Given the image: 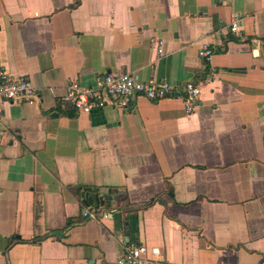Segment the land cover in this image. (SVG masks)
I'll list each match as a JSON object with an SVG mask.
<instances>
[{"label": "crops", "instance_id": "1", "mask_svg": "<svg viewBox=\"0 0 264 264\" xmlns=\"http://www.w3.org/2000/svg\"><path fill=\"white\" fill-rule=\"evenodd\" d=\"M233 18L243 40L228 35ZM253 39L264 0H0V68L40 93L0 101V264H115L133 242L152 264L263 262L264 46ZM124 72L173 87L200 78L194 112L172 98L89 113L62 103L69 82ZM85 188L115 192L117 207L92 209Z\"/></svg>", "mask_w": 264, "mask_h": 264}, {"label": "built area", "instance_id": "2", "mask_svg": "<svg viewBox=\"0 0 264 264\" xmlns=\"http://www.w3.org/2000/svg\"><path fill=\"white\" fill-rule=\"evenodd\" d=\"M228 35L231 38H244L239 33V18H233L229 24ZM251 43L264 46V39H253ZM151 48L155 49L158 56L164 54L163 41L151 40ZM213 54L212 48L208 44H202L198 50V56L208 61ZM212 74L205 77L206 82L211 81ZM203 81L200 78L185 82L179 87H173L167 82H158L153 79L145 82L128 73L106 74L95 80L94 84L83 85L77 81L67 84L62 103L72 107L77 112L89 113L112 107L123 111L131 110L134 100L144 97L150 101H160L166 98L178 99L183 103L186 115H191L198 103ZM39 92L23 76H12L0 68V101L13 103L30 102L38 98ZM83 216L94 218L95 216L83 211ZM148 249L143 243L133 242L126 244L122 254L115 264H152L149 258ZM152 254H157V249L151 250ZM260 264H264V261Z\"/></svg>", "mask_w": 264, "mask_h": 264}, {"label": "water", "instance_id": "3", "mask_svg": "<svg viewBox=\"0 0 264 264\" xmlns=\"http://www.w3.org/2000/svg\"><path fill=\"white\" fill-rule=\"evenodd\" d=\"M84 192L87 194L91 193L90 196L95 197V200H93V202H92V209H94V210H96L99 207V205H104L107 202H109V204H108L109 206L115 207V208L117 207V202H114L112 200V198L110 197V195H114L115 192L104 190V189H98V188H85ZM85 198H87V196ZM106 200H108V201L106 202ZM132 210L133 209L129 208V210H127V211L123 210V211L128 212V211H132ZM105 213H107L106 209L105 208L101 209L99 217L103 216Z\"/></svg>", "mask_w": 264, "mask_h": 264}]
</instances>
